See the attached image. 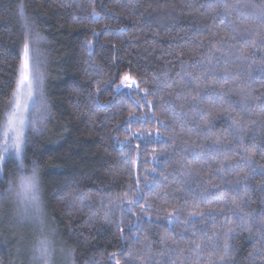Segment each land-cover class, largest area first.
Wrapping results in <instances>:
<instances>
[{
    "label": "trees",
    "instance_id": "obj_1",
    "mask_svg": "<svg viewBox=\"0 0 264 264\" xmlns=\"http://www.w3.org/2000/svg\"><path fill=\"white\" fill-rule=\"evenodd\" d=\"M215 4L0 0V123L7 118L27 37L30 57L44 73L47 111L39 131L27 133L25 162L39 159L43 165L46 208L60 246L75 249L76 264H115L116 259L125 264L129 253L143 258L148 245L151 252H160L157 242L165 235L171 243L195 232L201 242L205 237L199 228L212 235L236 227L239 217L233 212L246 217L264 209V193L256 190L264 185L259 172L264 151L253 157L251 166L258 171L241 180L239 195L229 191L249 171L243 149L255 151L249 143L253 135L257 145L264 141V130L249 131L251 121L244 117L243 145L237 144L229 116L240 112L241 94L231 80L242 81L239 87L249 94L264 92V45L258 44L257 54L245 61L242 40L217 44L219 37L231 33L228 18L210 7ZM125 72L146 80L141 86L148 93L117 90ZM193 77L198 79L192 87H175ZM196 84L203 99L192 102L188 97L196 94ZM229 87L234 90L228 92ZM210 105L223 118L213 119L212 131L206 132L207 119H201L199 110ZM213 185H220L219 190ZM246 186L249 203L242 206ZM6 187L5 179L0 190ZM207 194L211 201L204 198ZM173 208L180 214L169 223ZM193 212H204L206 223L194 216L196 228L192 221L185 224ZM21 233L27 241L32 226L16 225L4 215L0 264L25 261L16 253ZM232 243L237 264H260L249 256L253 242L246 230L237 228ZM134 264H142V259Z\"/></svg>",
    "mask_w": 264,
    "mask_h": 264
},
{
    "label": "snow or ice",
    "instance_id": "obj_2",
    "mask_svg": "<svg viewBox=\"0 0 264 264\" xmlns=\"http://www.w3.org/2000/svg\"><path fill=\"white\" fill-rule=\"evenodd\" d=\"M214 7V10L218 11L219 15L228 18V25L231 35H225L219 37L217 44L224 45L230 40L239 39L246 44V49L241 50L240 55L245 60L248 61L251 57L255 56L258 51V44L264 45V31L258 30L261 26H264V0H216V4L210 5ZM20 13L23 15V7L20 8ZM93 16L99 15L97 12L93 11ZM235 17V18H233ZM259 22V23H257ZM90 44V42H89ZM215 47V45H213ZM220 48H216V51H220ZM255 61H253L254 63ZM18 79L15 81V88L12 91V98L8 103L7 118L5 121L0 123V185L7 179L11 174L13 168H9V164H14L15 167H23V162L26 158L25 147L28 142L27 133L39 131L38 124L42 125L46 116L44 113L47 111V103L44 99L43 85H44V73L40 71V68L36 66L30 60V43L28 38H25L23 45V59L19 67ZM119 75V73H117ZM198 77H193L187 84L181 85L177 83L176 88H182L183 90L192 87L193 81L197 80ZM229 81L225 80V84ZM110 83H115L113 79ZM231 83L239 88V93L241 94L240 101L237 102V106L240 108V112L236 113L235 116L230 115L229 119L231 123L229 125L232 129L233 136L237 144L243 145V138L240 135L244 129L240 127L241 120L247 117L251 124L248 126V130L255 132L256 128L264 130V92H255L254 94H249L246 89L239 87L242 81L238 79L231 80ZM147 84V81L143 78L132 75L129 72H125L120 76V81L116 84V89H127L129 93L133 92H144L148 93L146 87L141 85ZM207 87V86H205ZM217 87L224 89L225 85H217ZM199 84H196L192 88L196 94L188 97L192 102H198L202 100L203 97L200 96ZM215 90V89H214ZM228 92L234 90V88H227ZM37 94H39L40 100L37 101ZM171 95V93H169ZM177 99L181 97L177 95ZM134 103L140 106V101L136 100ZM151 106V102H147ZM259 105V110H257L256 105ZM201 119H207V124L205 127L206 132L212 131V120L215 118H223L220 114L216 113L214 106H209L207 109H200ZM37 114L40 115V119H37ZM132 115V114H130ZM235 117H239L236 119ZM256 140L255 135H253L252 140L249 142L252 149L244 148V155L242 159L245 160L249 166V171L243 176H240L236 180L235 188H230L229 191H235L239 195V185L241 180H247L249 175H255L258 171L257 168L252 167L253 157L261 151H264V141L259 145L254 143ZM219 142V138H217ZM32 174L23 175L20 177L19 186L17 189V195L21 197L22 200L28 201L30 204L39 202V184L38 175L36 169L40 167L41 162L39 159H32ZM190 171H195L191 168ZM261 175H264V169L259 170ZM9 186H11V181H7ZM139 181H137L138 183ZM218 190L220 185H213ZM3 192H7V188L2 189ZM259 192L264 193V185L258 187ZM247 186L245 188V198L242 201V206H247L249 199L247 196ZM2 198V196H0ZM205 199L211 201V195L207 194L204 196ZM132 203V201H129ZM227 202L225 201V205ZM180 210L173 208L172 212L168 215L169 223L173 222V215L179 216ZM221 215L226 216L227 214L221 210ZM4 215H7L6 211L0 210V220H3ZM233 216L239 217L236 227H227L222 232H214L212 235H208L203 228L198 230L205 237L201 242H197L196 233L191 234V238L185 240L183 234L179 238H173L171 243H169V237L165 235L158 242L157 246L161 247L162 250L158 253L151 252L152 245L147 246V254L143 257L133 258L131 253L125 260V264H134L135 259H142V264H185V261L190 260L192 264H237L233 253L236 251L232 238L237 228L244 229L249 234V239L253 242V251L249 253V256L254 260L259 259L260 264H264V209L258 212L248 213L246 217L241 216V213L233 212ZM194 216H198L200 221L205 222L204 212H193L184 221L187 224L192 221ZM193 222V227L196 228L197 225L195 221ZM230 222L226 219L225 224ZM23 226V224H16ZM43 228V225H42ZM52 232L56 233V228L51 229ZM173 232L176 230L173 229ZM25 235L21 233L17 238L16 253L22 257L26 256L25 249ZM38 252L40 256H45L49 252L48 240L44 238L41 240L38 246ZM74 252L75 249H72ZM123 253H121L122 255ZM112 257L116 258V253L111 254ZM157 257L159 259H157ZM24 264V261H21ZM44 264H49L47 260ZM73 264H76L75 259ZM115 264H121L119 259L115 260Z\"/></svg>",
    "mask_w": 264,
    "mask_h": 264
},
{
    "label": "clouds",
    "instance_id": "obj_3",
    "mask_svg": "<svg viewBox=\"0 0 264 264\" xmlns=\"http://www.w3.org/2000/svg\"><path fill=\"white\" fill-rule=\"evenodd\" d=\"M42 167L36 169L39 184V202L38 204L24 201L17 195L20 177L31 175L32 162H23V167L18 165L11 170L10 176L7 177V192L0 190V210L6 211L10 222L15 224H29L32 226L31 237L25 243L26 259L24 264H44L47 260L49 264H73L74 252L71 246H60L56 233L51 229L54 225L49 217L46 201L44 198V188L42 183ZM11 181V186L8 184ZM43 225V228H42ZM47 238L49 252L45 256H40L38 246L42 239Z\"/></svg>",
    "mask_w": 264,
    "mask_h": 264
},
{
    "label": "rangeland",
    "instance_id": "obj_4",
    "mask_svg": "<svg viewBox=\"0 0 264 264\" xmlns=\"http://www.w3.org/2000/svg\"><path fill=\"white\" fill-rule=\"evenodd\" d=\"M36 46L37 45H39V41H37V40H35L34 42H33ZM35 51V50H34ZM30 60L36 65V66H38V67H40V64L36 61V59L34 60V58L32 57H30ZM39 100H40V97H39V94H37V101L39 102ZM39 115V114H38Z\"/></svg>",
    "mask_w": 264,
    "mask_h": 264
}]
</instances>
